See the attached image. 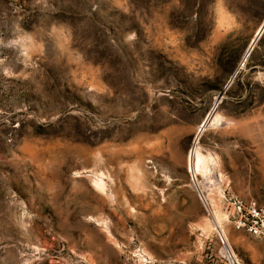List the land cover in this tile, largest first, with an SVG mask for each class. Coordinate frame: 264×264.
<instances>
[{
	"label": "rangeland",
	"instance_id": "obj_1",
	"mask_svg": "<svg viewBox=\"0 0 264 264\" xmlns=\"http://www.w3.org/2000/svg\"><path fill=\"white\" fill-rule=\"evenodd\" d=\"M262 26L264 0H0V264H263L228 206L264 202Z\"/></svg>",
	"mask_w": 264,
	"mask_h": 264
},
{
	"label": "built area",
	"instance_id": "obj_2",
	"mask_svg": "<svg viewBox=\"0 0 264 264\" xmlns=\"http://www.w3.org/2000/svg\"><path fill=\"white\" fill-rule=\"evenodd\" d=\"M228 206L234 227L264 242V202L232 197L228 199Z\"/></svg>",
	"mask_w": 264,
	"mask_h": 264
},
{
	"label": "bare ground",
	"instance_id": "obj_3",
	"mask_svg": "<svg viewBox=\"0 0 264 264\" xmlns=\"http://www.w3.org/2000/svg\"><path fill=\"white\" fill-rule=\"evenodd\" d=\"M263 29H264V26H262L261 28H259L258 32H257V36L255 37L254 41H253V44H251L248 52H247V55L249 54V52H251L253 46L255 45V42L258 40V38L260 37V35L262 34L263 32ZM246 55V56H247ZM217 119V118H215ZM218 121H220V117H218ZM215 124V122H214ZM213 124V125H214ZM205 129V125L202 126L201 130H200V133H199V136L197 137L191 151H190V155H189V167L190 169L192 170V172L194 174H197L198 172H203L204 174H206L208 172V166H209V163L212 161V158L211 157H207V158H204L200 155V147L198 146V143H197V140L198 138L200 137L201 135V132H203V130ZM100 186V185H99ZM198 188V187H197ZM104 189V188H102ZM199 191V189H198ZM200 195H201V192L199 191ZM209 198V197H208ZM206 196L204 197V200L206 203L209 202V199H208ZM205 203V204H206ZM215 204V203H214ZM213 204V205H214ZM215 206V205H214ZM208 207V206H207ZM213 213V212H212ZM225 218L224 216L221 214V212L218 210V209H215L214 210V227H216L220 233L223 235V232L227 235V239L229 240V236L227 234V231L226 229L224 228V225H223V222H224ZM224 239H226L224 236H223ZM226 241V240H225ZM225 252L228 254V256L230 257V260L236 264V260L234 258V254L233 252L230 250V247L229 245L226 244V248H225Z\"/></svg>",
	"mask_w": 264,
	"mask_h": 264
}]
</instances>
